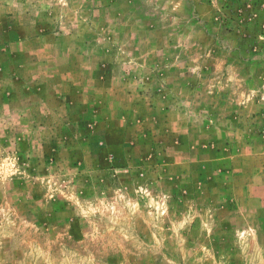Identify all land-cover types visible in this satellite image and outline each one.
Masks as SVG:
<instances>
[{
	"label": "rangeland",
	"instance_id": "1",
	"mask_svg": "<svg viewBox=\"0 0 264 264\" xmlns=\"http://www.w3.org/2000/svg\"><path fill=\"white\" fill-rule=\"evenodd\" d=\"M0 264H264V0H0Z\"/></svg>",
	"mask_w": 264,
	"mask_h": 264
}]
</instances>
